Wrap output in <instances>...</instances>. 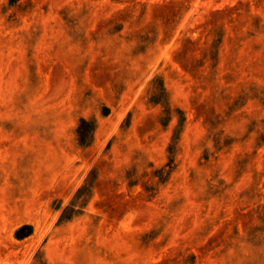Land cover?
Returning <instances> with one entry per match:
<instances>
[{
    "label": "rangeland",
    "instance_id": "374dc122",
    "mask_svg": "<svg viewBox=\"0 0 264 264\" xmlns=\"http://www.w3.org/2000/svg\"><path fill=\"white\" fill-rule=\"evenodd\" d=\"M0 264H264V0H0Z\"/></svg>",
    "mask_w": 264,
    "mask_h": 264
}]
</instances>
